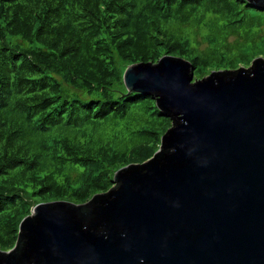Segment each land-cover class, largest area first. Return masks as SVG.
<instances>
[{
	"label": "trees",
	"instance_id": "trees-1",
	"mask_svg": "<svg viewBox=\"0 0 264 264\" xmlns=\"http://www.w3.org/2000/svg\"><path fill=\"white\" fill-rule=\"evenodd\" d=\"M247 8L264 11L249 0H0V252L21 247L35 205L83 207L158 153L175 118L158 95L128 92L130 64L170 55L195 80L234 71L246 56L230 38ZM109 121L125 130L108 137Z\"/></svg>",
	"mask_w": 264,
	"mask_h": 264
},
{
	"label": "water",
	"instance_id": "water-1",
	"mask_svg": "<svg viewBox=\"0 0 264 264\" xmlns=\"http://www.w3.org/2000/svg\"><path fill=\"white\" fill-rule=\"evenodd\" d=\"M123 80L175 118L162 150L90 204L35 205L0 264H264V59L194 80L164 55Z\"/></svg>",
	"mask_w": 264,
	"mask_h": 264
},
{
	"label": "rangeland",
	"instance_id": "rangeland-1",
	"mask_svg": "<svg viewBox=\"0 0 264 264\" xmlns=\"http://www.w3.org/2000/svg\"><path fill=\"white\" fill-rule=\"evenodd\" d=\"M243 15L244 20L240 23L242 25L240 27V35L233 36L230 38V40L231 42H236V40H238L241 49L236 47L235 52L239 55L244 53L246 57L243 60H239L237 64L239 67L234 70L242 67L249 68L256 59H264V11H254L250 8H247ZM203 47H206V44L203 45ZM105 126L109 132L108 137H111L116 131L125 130V127L123 128V126L115 127L114 123L111 121L107 122ZM113 129L116 131H112ZM160 149L162 150V147ZM29 215H31V213Z\"/></svg>",
	"mask_w": 264,
	"mask_h": 264
}]
</instances>
